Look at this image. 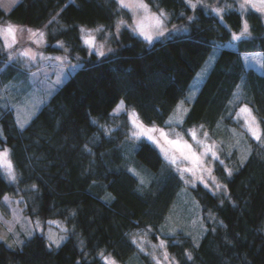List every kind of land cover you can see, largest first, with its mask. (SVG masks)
<instances>
[{"label":"trees","instance_id":"1","mask_svg":"<svg viewBox=\"0 0 264 264\" xmlns=\"http://www.w3.org/2000/svg\"><path fill=\"white\" fill-rule=\"evenodd\" d=\"M146 2L165 11L170 27L151 43L125 25L116 34L118 19L131 18L116 0H20L9 12L0 6V21L46 26L44 49L80 63L25 127L19 128L11 108L0 115V147L8 148L17 171V182H10L0 170V204L5 195L21 197L30 218H57L68 226L59 247H49L39 232L20 245L0 239V264H105L101 252L132 264L133 234L150 230L157 238L183 181L153 143L131 138L129 123L112 129V110L123 100L142 122L166 126L216 47L219 56L183 126L203 125L216 140L238 133L246 140V156L241 161L237 148L224 152V163L216 161L214 169L221 187L193 188L210 216L207 229L198 243L183 232L168 236V249L179 264H264V71L248 68L243 58L251 51L264 55L262 13L241 12L238 0H202L195 10L186 0ZM226 4L232 7L222 19L211 10ZM245 20L250 35L233 40ZM87 26L112 30V50L104 56L88 50L81 33ZM174 26L182 30L171 33ZM1 39L4 80L19 64L8 61ZM244 103L260 120V141L238 129L235 116ZM134 167L146 176L143 183Z\"/></svg>","mask_w":264,"mask_h":264},{"label":"rangeland","instance_id":"2","mask_svg":"<svg viewBox=\"0 0 264 264\" xmlns=\"http://www.w3.org/2000/svg\"><path fill=\"white\" fill-rule=\"evenodd\" d=\"M19 1L20 0H15V2H13V0H0V6H2L5 11L9 12L11 8ZM143 3H145L148 6L150 13L159 12L158 10H155L151 5H148L146 0H143ZM216 7H222V6H216ZM250 8L251 7H249L248 9ZM128 11L130 12L131 18L129 20H125L124 18L123 19L121 18L118 19V21L124 20L125 24L123 25L130 27L133 33H135L138 37H142L144 39V37L139 34V31L135 30L136 23H134V21H139L142 17H144L147 14L144 13L143 11H139L134 16L133 11L130 10ZM262 17L264 21V13H262ZM167 22L168 21L166 19L165 32L170 30V27L167 24ZM9 24L15 26L17 29L15 33L16 43L11 48H7L5 47V40L3 38L1 40L2 43H4V48L6 50V56L8 58V61L10 63L16 61V64H19V70H17L12 76L11 75L8 76L7 74H5L6 78H4V80L0 79V115L2 114L3 111H5V109L11 108L13 110L14 117L16 118L17 125L19 126V128H21L20 124L22 123L24 125L23 127L27 125V123L33 118L35 114H37V112L41 109L43 104L47 102V100L53 95V93L58 89V87L63 85L64 82L68 79V77L72 73H74V71L76 70V68H78L80 63L74 64L73 62H70L68 55L65 54L64 52L63 53L59 51L51 52L44 49L45 45L47 44L46 26L28 27V26H20L14 22H9L7 20L0 21V27H7ZM151 24L152 21L150 19L144 20V26L146 30ZM83 28L87 30H93V35H95L96 37L97 45L103 44L105 53L109 52L108 49L112 50L113 44L109 42L110 37L113 34L112 30L110 29L105 30L103 26H97V27L87 26ZM97 28H101V31H95V29ZM29 29H31L32 32H36V33L43 32L44 33L43 40H40L38 36L31 37L28 31ZM178 30H182V29L178 26H174L171 29V33L172 31L178 32ZM240 31H236L235 34L238 35ZM115 32L117 34L119 31H117L116 29ZM157 37L158 36L154 35L153 40ZM34 40L38 42H33ZM8 43L9 44L12 43L11 39H8ZM86 46L88 50L95 52L91 50L88 45ZM25 50H30L32 53H34L35 58L29 59L28 57L22 56L21 53L24 52ZM220 50L221 47L214 48L209 53L208 57L206 58V61L203 63L202 65L203 67L196 73L195 78L193 79L190 85V89L187 92L186 96L176 104L174 111L170 114V116L166 120L169 121L171 119L173 121L172 124L171 125L166 124V126H160L155 124L157 128H162L166 133L169 134V139L172 140L177 139L176 133H179L180 136L183 138V140L187 141L189 144L192 145V148L197 153V155H200V153L203 151V148L192 139L188 131L190 129H196L198 139L205 141L206 144L215 145L214 151H216L219 159L218 160L213 159L210 153L207 156L201 157V160L203 161V167L211 169V174H209L208 171H202L201 167H199L193 160H185L183 156H181L180 152L174 146L165 144L163 139H161V144L169 150V155L170 156L175 155L177 157V164L176 165L171 164L175 169V171L178 174H180V172L177 171V167H179L180 169L191 168L193 169L195 175L188 172L184 173V179H182L183 186L179 189L176 199L171 204L172 207L170 208V211L167 213L165 221L160 225L159 227L160 229L158 230V232H156L157 238L151 236L150 230L149 231L141 230L133 234L132 240L137 241V243H135L137 249H136V254H134V259L133 261H131L132 264H144L143 262L145 260L142 258L143 255L147 256L148 261H150L152 264H179L178 259H176L174 255H171L168 249L169 239L167 237L183 232L189 235L191 238H193L196 243H198L201 239V236L207 229L206 221L207 218L210 217L208 214H205V212L203 211L202 205H200L197 196L194 195L192 191L193 188L202 184L203 186L207 185L205 187L207 189L212 190L214 188H217V184H219L220 186L222 185L221 183H219L218 179L216 178L214 169L216 166V161L220 162L225 160L223 158L224 152H227V154H229L231 153L232 149L237 148L238 150H240L241 161L245 159L246 153H244V151H246L247 147H244V145L246 143V140L242 139V137L238 133L235 134L230 133L228 135L221 136L216 140L211 137L212 136L211 131L205 128L204 126L202 128L199 125L198 127H187V128H184L183 126L184 123L183 120L187 115L188 109L190 108L191 104L194 102L195 97L199 92L201 85L206 80V76L208 75L216 59L218 58L219 56L218 54L220 53ZM210 57H212V59H210ZM243 58L248 68L249 67L254 68L257 72L264 71V55L260 51L258 52L251 51L248 53H243ZM205 69L206 72L202 73V70ZM198 73H202V77H203L202 81L198 88H192L191 86L197 83ZM120 103H118L112 110L113 113L112 121H111L112 129L123 124V122H127L129 123V128H130L129 134H131V130L133 129V124L129 118V113L134 112L136 115H138V113L134 109L129 108L126 105V103L123 101V108L120 110L119 114H115L114 109H116L117 106L120 105ZM245 106H247L251 110L252 115L256 118V122L259 125L260 134H262V128L259 118L255 115L253 107H251V105H248L246 103L240 105V108L238 109L235 116V118H237V121L239 122L238 129L239 128L244 129L252 138V135L248 132L247 128L245 127L246 114L240 113V109ZM139 120L141 121L140 117ZM179 120H182L183 122L177 123V121ZM143 124L148 127L153 126L146 124L145 122H143ZM205 132H207L208 134L207 137L203 135V133ZM2 137H3V129L0 124V139ZM141 139L148 140L146 137H142ZM154 145L159 149L160 154L165 159L164 154L160 150V147H158L156 144ZM4 149H8V148L0 147V151H3ZM185 153L187 154L186 149H185ZM165 161L168 162L166 159ZM130 170L132 173L139 176L141 180L143 179V177L146 179V176H144V174H140L142 177L139 175L140 172H138L137 168L134 167L131 168ZM15 172L17 177V171ZM4 175L6 179L9 180L5 172ZM201 176L203 177L204 182H201V180L199 179V177ZM213 177L215 178V182L213 181ZM185 180H188L190 182L185 183ZM15 182L17 181L15 180ZM193 184H195V187H193ZM5 196L9 198L8 203L4 202ZM5 196L2 199L3 205L0 204V237H3V239L1 240L5 241L8 245H20V244H16L15 241L17 239L23 241L25 237H29L28 235H26L28 231H31L32 234L35 232L45 233L47 238L49 234H55L57 237L63 236L66 238L68 234L67 232L68 226L64 220L53 218V219L41 221L38 218H30L25 213H23V211H21L22 206L19 202L21 197H13L11 195L9 196L5 195ZM14 212L16 214H14ZM17 215L19 217L18 222H17ZM9 227L12 228L11 232H9L8 230ZM161 240L165 242L164 248L160 247ZM48 244H49V240H48ZM154 245L155 247H153ZM141 247H143L144 249L143 251H141ZM165 252H167L168 254L167 260L164 258ZM105 256L114 259L116 264H122L121 262H118L110 254ZM123 264L125 263L123 262Z\"/></svg>","mask_w":264,"mask_h":264},{"label":"snow or ice","instance_id":"3","mask_svg":"<svg viewBox=\"0 0 264 264\" xmlns=\"http://www.w3.org/2000/svg\"><path fill=\"white\" fill-rule=\"evenodd\" d=\"M15 2V0H13ZM116 2L119 4L121 8L128 9L130 11H133L134 16L136 15L137 12L143 11L147 15L142 17L139 21H134L136 23V29L139 31V34L144 37V39L151 43L153 41L154 35L156 36H162L164 35V32L166 31L165 27V20L167 19L166 13L163 10H160L158 13H150V10L148 9V6L143 3V0H116ZM239 2V9L241 12H245L248 10L249 7L255 9L257 12L264 13V0H238ZM186 3L190 8L195 10L198 6V4L202 3V0H186ZM232 7L231 5H224V7H215L212 6L211 10L217 15L220 16L222 19V13L225 11L226 8ZM145 19H150L152 21V24L149 25L148 29H145L144 26V20ZM189 20H192L193 17H189ZM125 24L124 20H119L117 22V31H119V28L121 25ZM16 27L9 24L7 27H0V38H3L5 40V47L11 48L15 43H16ZM31 37H39L40 40H43L44 33L43 32H32L31 29L28 30ZM95 31H101V28L95 29ZM81 33H82V39L84 40V43L89 46V48L93 51H95L96 55L98 56H104L105 51H104V45L99 44L97 45L96 43V37L93 35V30H87L84 28H81ZM250 35L249 32V25L247 21L245 20L242 25V29L240 33L237 35L235 33L232 34V39L233 40H240L242 37ZM8 39H11V44L8 43ZM33 42H38L34 40ZM61 47L63 45L61 44ZM108 51H111V49H108ZM22 56L28 57L29 59H34L35 54L32 53L30 50H25L24 52L21 53ZM11 58V57H10ZM60 59V58H57ZM212 59V57H210ZM207 63V62H206ZM206 72L205 70H202V73ZM202 73L197 74V83L193 86L192 88H198L200 86V83L202 81ZM183 103V102H181ZM123 108V101H121L120 105L117 106L116 109H114L115 114H119L120 110ZM186 111V110H185ZM240 113L246 114L245 115V127L247 128L248 132L254 137L257 141L261 140V134H260V129L259 125L256 122V118L252 115L251 110L245 106L240 109ZM239 115V114H238ZM129 118L133 124V129L131 130V138L139 140L142 137H146L149 141L152 143L156 144L158 147H160L161 152L164 154L165 159L172 165L177 164V157L175 155L170 156L169 155V150L165 148L161 144V139H163L165 144L174 146L183 156L185 160H193L199 167H201L202 171H208L209 174H211V169L204 168L203 167V161L201 160L202 156H207L209 153L211 154L213 159H219L215 149V145H209L206 144L205 141L200 140L197 138V130L196 129H190L189 134L191 135L192 139L200 146H202L203 151L200 153V155H197V153L193 150L192 145L189 144L187 141L183 140V138L180 136L179 133H176L177 139L172 140L169 139V134L166 133L162 128H157L154 124L152 127H148L143 124L142 121L139 120L138 115H136L134 112L129 113ZM172 120L170 119L169 121H166V124L171 125ZM182 120L177 121V123H182ZM19 123V121H18ZM23 124H20V127L23 128ZM203 125H201V128ZM205 137H207V132L203 133ZM86 150L87 146H85ZM185 149L187 150V154L185 153ZM220 163H223V161H220ZM0 170H3L8 179L12 182H15L16 180V172L13 166V163L11 159L9 158V150L4 149L3 151H0ZM177 171L180 172L181 179H184V173H192L195 175L193 172V169L191 168H184L180 169L177 167ZM228 175H231V170H228ZM201 182L203 181V177H199ZM213 181L215 182V178L213 177ZM190 181L185 180V183H189ZM143 183V180L141 181ZM207 186V185H205ZM35 187V185H33ZM193 187H195V184H193ZM221 187L219 184H217V188ZM9 198L7 196L4 197V202L8 203ZM22 211V210H21ZM14 214H16L14 212ZM19 220V217L17 215V222ZM9 232L12 231V228L9 227ZM26 235L31 236L32 232L28 231ZM0 239H3V237H0ZM65 239V237L60 236L57 237L55 234H49L48 240H49V247L52 245H55L56 247H59L61 242ZM16 244H23V241L17 239L15 241ZM133 243H137L136 240H133ZM11 246V245H10ZM155 247V245L153 246ZM160 247L164 248L165 247V242L163 240L160 241ZM143 247H141V251H143ZM188 259H191V253H188ZM100 256L102 259H104L105 264H116L114 259H111L110 257H107L104 255L103 252L100 253ZM164 258L167 260L168 259V254L165 252Z\"/></svg>","mask_w":264,"mask_h":264}]
</instances>
